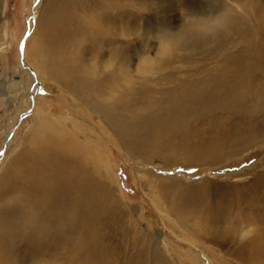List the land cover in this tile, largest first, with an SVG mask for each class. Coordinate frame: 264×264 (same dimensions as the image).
I'll return each instance as SVG.
<instances>
[{
	"label": "rangeland",
	"instance_id": "1",
	"mask_svg": "<svg viewBox=\"0 0 264 264\" xmlns=\"http://www.w3.org/2000/svg\"><path fill=\"white\" fill-rule=\"evenodd\" d=\"M1 48L0 264H264V0H0Z\"/></svg>",
	"mask_w": 264,
	"mask_h": 264
},
{
	"label": "bare ground",
	"instance_id": "2",
	"mask_svg": "<svg viewBox=\"0 0 264 264\" xmlns=\"http://www.w3.org/2000/svg\"><path fill=\"white\" fill-rule=\"evenodd\" d=\"M104 9V8H103ZM103 11V13H101L99 15V13H97V18L96 20L94 21L93 23V26L95 28V31H96V34H98V37L99 35L101 37H104L105 34L108 35V32H114V33H117V31H120V27L118 25V21L116 19H114V17H111V15L109 16V11L106 12V11ZM115 10V9H114ZM120 13V12H118ZM118 15V14H117ZM51 24H50V27H51V32L50 33H54V34H58L60 32V27H61V23L59 22V19L61 18V16H57L56 13L54 15L51 16ZM66 23V22H65ZM100 24H101V27H100ZM120 24V23H119ZM99 28H101L99 30ZM59 29V31H58ZM115 29V30H114ZM65 31H66V28H65ZM65 33V32H64ZM119 35V34H118ZM64 36V34H63ZM121 36V35H119ZM118 37V36H117ZM2 50V48L0 49ZM24 86V85H23ZM32 90V88H31ZM1 91V90H0ZM18 98H20V86L19 84H12L11 83V86L9 88V97L7 98L9 101L15 103ZM11 104V103H10ZM18 104V103H17ZM40 111V110H39ZM36 112V111H35ZM16 113V112H15ZM40 113V112H39ZM44 114V113H43ZM16 115V114H15ZM43 115L39 114L38 115V118L36 119V125L35 126L36 128L39 129H43V126L44 127H47V126H50L52 131H55V127L52 125V124H49L47 123V121L45 122V120H43L42 117ZM16 121V120H15ZM13 123V124H12ZM55 123V122H54ZM56 124V123H55ZM68 125L70 127L71 130H73L74 128L72 127V124H68V123H65V125ZM9 127L7 128H11L10 126L11 125H14V122H10L7 124ZM56 126V125H55ZM241 128V127H240ZM75 130V129H74ZM229 132V131H228ZM232 132V131H231ZM230 133V132H229ZM228 134V133H227ZM231 134V133H230ZM230 139H233V137ZM72 141V140H71ZM97 146V145H96ZM71 147V146H70ZM73 149V148H71ZM46 150V149H45ZM60 152V151H59ZM72 152V151H71ZM97 152V151H96ZM99 157H101V155L97 152L96 153ZM98 157V158H99ZM65 159L67 160V163L65 161ZM68 157H65L64 155H62L61 153H59V158L58 160H51L46 154H43V155H40V163L42 165L41 168L39 169H33L32 170V174H33V177H32V180L28 183V185H26L24 182L25 180H22L23 182H14L13 184L9 183L8 186L11 185V189L15 188L16 190L17 189H22L23 190H26V196L28 198H30L31 196H33L35 193H38L40 192V190H47V191H51L53 188L55 187H58L60 185V183H58L60 180L61 181H71L72 182V185H78L79 187L78 188H82L83 190H85V188L87 187V181L85 180L84 176L81 175L80 173L76 174V170H77V167L76 165L73 163V160L69 159L70 161H68ZM61 160V165H62V168H66L68 167V169H62L60 170V165L58 164L57 161L60 162ZM101 160V159H100ZM16 173V174H15ZM20 173L22 172H14L13 174H11V177H15V175H19ZM45 174L46 175H49L48 178L45 180ZM59 178V180L57 179ZM63 178V179H62ZM257 179V182H262L261 179L259 177H255ZM18 180V179H17ZM10 181H15L14 178H9V182ZM21 181V180H20ZM254 181V180H253ZM264 182V181H263ZM66 183V182H64ZM63 183V184H64ZM246 187H249V190L250 189H255L257 187H259L256 183L254 182H251L250 185L246 186ZM12 191V190H11ZM85 192V191H84ZM49 202V201H48ZM47 204V203H46ZM48 205V204H47ZM174 209H176V206L173 207ZM83 209V208H82ZM261 210V209H260ZM63 211V209L61 210H55L54 212V215H58L59 213H61ZM174 211V210H173ZM192 211V209H191ZM228 212V211H227ZM180 213V212H179ZM82 214V213H81ZM252 214V213H251ZM226 216L223 215V217ZM64 219L67 220V221H75L77 220V215H76V210L74 211H71L67 214L64 215ZM179 221H181V218L178 217ZM221 217L216 214V213H213L212 215H210L209 217L206 218V221H205V226L208 227V228H212L214 230H211L213 232H216L215 234V238L213 240H211L212 242H215L218 240V232L219 230H215L214 225L217 223V222H220ZM203 223V222H201ZM211 223V224H210ZM218 224V223H217ZM201 233V232H200ZM206 235V233H205ZM154 237H158L156 236V234L154 233L153 234ZM93 237V236H92ZM203 238V237H201ZM205 239V238H204ZM158 243H161V240L160 238L158 237V239L156 240ZM95 242V241H94ZM192 244V243H191ZM196 244V243H195ZM98 245V244H97ZM160 245V244H159ZM0 247H2V245L0 244ZM96 247V246H95ZM159 248V247H157ZM162 250V249H161ZM166 258V257H165ZM170 261V260H168Z\"/></svg>",
	"mask_w": 264,
	"mask_h": 264
},
{
	"label": "water",
	"instance_id": "3",
	"mask_svg": "<svg viewBox=\"0 0 264 264\" xmlns=\"http://www.w3.org/2000/svg\"><path fill=\"white\" fill-rule=\"evenodd\" d=\"M26 37H27V35H25V38H24V40L22 41L21 46H20V52H21V53H22V51H23L24 42H25Z\"/></svg>",
	"mask_w": 264,
	"mask_h": 264
}]
</instances>
